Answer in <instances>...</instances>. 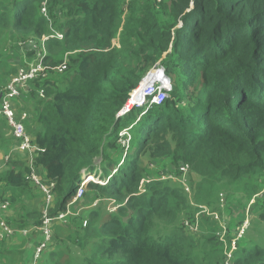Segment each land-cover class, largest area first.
<instances>
[{"label": "trees", "instance_id": "obj_1", "mask_svg": "<svg viewBox=\"0 0 264 264\" xmlns=\"http://www.w3.org/2000/svg\"><path fill=\"white\" fill-rule=\"evenodd\" d=\"M41 1L0 0V28L41 39L51 33L52 22L64 40H47L46 47L63 48L71 55L65 89L59 90L50 75L35 82L22 99L32 106L27 131L40 150L35 158L37 173L55 183L53 200L56 196L62 210L83 176L101 174L110 178L109 183L89 186L98 194L126 200L118 213L132 212L126 220L111 216L100 222L104 237L79 264H216L213 253L196 251L187 228L154 237L155 219H171L185 206L184 222L193 221V206L183 185L172 180L168 182L177 187L152 184V193L139 195L141 181L156 169L149 164L142 168L139 158L143 149L149 161L162 150L172 165L191 167L204 178H221L222 173L234 180L249 175L260 182L254 174L264 173V0H132L125 18L119 0H51L49 19L38 14ZM117 38L120 48L114 45ZM60 56L55 52L46 61L55 67L63 63ZM159 62L173 86L168 99L161 106L136 107L119 117L132 91ZM42 89L44 98L39 94ZM122 120L128 122L124 128L134 125L131 147L114 161V155L124 150L118 141ZM11 139H5L3 147L11 150L10 145H16ZM95 158L102 159L101 173ZM26 165L14 162L2 177L3 194L12 193L6 213L12 219L20 206L18 193L27 186ZM52 213L58 212L51 210L49 216ZM9 217V225L17 230L43 226V217L30 227L16 226L26 225V216L16 225ZM259 220L264 231V216ZM53 224H49L52 234ZM258 228L251 221L236 246L253 231V248H241V255L231 257L229 264H264ZM72 234L73 244L84 249L83 235L78 230ZM43 240L42 232L32 231L28 237L17 234L15 240L0 243V264H6L5 251L14 249L9 242ZM54 252L47 247L38 264H46ZM21 256L20 264H31L30 252ZM227 262L226 255L223 264Z\"/></svg>", "mask_w": 264, "mask_h": 264}, {"label": "rangeland", "instance_id": "obj_2", "mask_svg": "<svg viewBox=\"0 0 264 264\" xmlns=\"http://www.w3.org/2000/svg\"><path fill=\"white\" fill-rule=\"evenodd\" d=\"M131 1L132 0H119L118 2L123 10V18L126 17L128 3ZM38 14L40 16V11H38ZM119 38L114 41L116 46L120 44ZM17 41L26 45H28L29 42H33L34 44H37L38 49L41 50L45 47L46 58L49 55L54 56L55 52H57L61 55L58 58V61L62 60L66 63L70 62L69 56L71 55H69V52L63 48L54 47L50 50L46 47V45H42L41 39L36 36L23 37L12 30L0 28V92L6 88L12 77L17 74L18 65L20 64V67L24 68L26 67L25 63L29 62L31 59L30 55H22L18 52V49L16 48ZM34 54L35 53L33 52L32 55ZM49 65L50 62L47 63L45 60V66L48 67ZM66 72L59 73L54 70L48 72L57 81L56 85H58L57 87L59 90H63L67 87L66 81L70 79L71 71ZM15 107L17 108L16 110L19 111V107ZM30 115L32 116V114ZM127 123L128 122L126 120H122L120 123L122 128L119 130L118 141L120 145H123L124 150L119 151L117 155H114V161L124 157L130 150L131 145L128 146L127 144L129 143L128 139L131 137V127L124 128ZM35 129L36 127H34V124L32 123L31 130L33 133L35 132ZM136 132L137 127L134 128L133 135H135ZM11 138L12 133L7 122L4 119H0L1 191H3L2 177L12 163L16 162L26 165L27 163L24 162V160H28V167L30 163L28 155L25 157L19 156L18 151H16V146H11ZM5 139H11V150H9L10 148L8 149V147H3ZM141 151L142 153L139 158L141 167L146 168V165L149 164L151 169H156L153 172H150L152 175L150 178L146 181H141L139 185V195L148 196L152 193V190L150 189V185L152 184H157V186L165 185L167 187H177L179 182L183 185L185 192L188 194V201L189 203L191 202L190 204L193 206L190 207V214L193 215V221L184 222L187 216L183 210L186 208L185 206L182 207V209H179L176 215L171 219H155L152 232L154 237L163 235L168 231L170 233H174L175 231H184L187 228L188 230L186 231L188 232V237L192 238L197 243L196 246L198 250L196 251H199L204 255L205 251L213 253V258L215 259L214 263L216 264H223L227 255L228 262L226 264H229V261L231 260L229 258L230 255H232V258L234 256L236 259L241 255V248H253L251 246L253 231H248L245 239L240 240V242L238 241V243H240L239 247L236 246V243H233L235 240L234 237L242 224L241 221L244 220L245 222L243 226L246 227V229L249 227L251 221L252 225H259V228L257 229V236L258 240L264 245V231L262 225L259 224L260 215L264 216L263 172L254 174L259 177L260 182L258 183L255 181L254 177L249 175L246 177L243 176L238 180H234L231 174L224 176L221 172H219L221 173V175H219L221 178H215V176L213 178H204L195 174V171L191 167L188 168L187 171L183 172L181 167L179 168L180 164L172 165V162L169 161L165 155L166 152H163L162 150L160 151L159 156L152 158L151 161H149L148 156L143 155L144 149ZM101 161V158H95L94 160V165L98 166L97 173H101V167H99ZM34 167H36L35 163ZM107 168L110 169L109 166H107ZM170 169H172V173L170 172ZM178 171L182 174L180 179L177 178ZM40 173L43 177L42 174H44V171L42 168H40ZM166 175L171 176L170 180H172L177 186L172 182H168V180H166ZM105 179L107 180L106 182ZM37 180L40 182L38 176ZM101 181L102 183H105L104 185H106L109 183L110 178L107 179L101 177ZM30 182L31 181L29 180L27 181L24 195L18 199L20 206L15 207L14 210L16 219L8 217L10 221L14 220L13 223L16 225L20 222L23 223L20 219L26 216L28 219L27 224H20L16 226L30 227L40 221L42 217L44 218L45 211H47V214H50L51 210H54L55 213L56 211L58 212L54 215L52 213L53 217L50 216L52 218L51 221L54 224L52 226V246L51 248L48 246V250L52 249L55 250V252L47 258L46 264H79L97 249V242L104 237V235L100 232L101 223L107 221L111 216H117L121 220H126L127 216L132 213H118L120 203L123 202L122 205L125 206L127 201L123 200L121 197L117 198L114 195H107L106 193L98 194L94 189H92L94 187L91 186L85 188V195L82 199H78L76 201L74 200V197H72L67 201L62 210L56 196L54 200L51 199V203H49L48 194L44 191V189H40L38 186L35 188ZM51 193L53 195V192ZM4 195L7 196L8 199L12 197L7 193ZM75 230H78L86 240V247L82 250H79L73 244V238L71 237L73 235L72 231ZM39 231L40 230L36 229V232ZM78 239H80V237H78ZM5 240L6 239H0V243L5 242ZM38 243L39 242L29 243L26 241L11 242L14 249L19 250L16 252L5 251L3 261L6 264H10V261L14 259L16 264H20L22 261L21 255L24 251L25 253L30 252L32 254V257L30 256L32 264L35 255L34 250Z\"/></svg>", "mask_w": 264, "mask_h": 264}, {"label": "built area", "instance_id": "obj_3", "mask_svg": "<svg viewBox=\"0 0 264 264\" xmlns=\"http://www.w3.org/2000/svg\"><path fill=\"white\" fill-rule=\"evenodd\" d=\"M50 2L51 0H42L40 5V14L46 19H49L48 7ZM50 31L51 33L49 35L42 36V45H45V42L48 39H54L57 41H62L64 39V34L56 31L52 22L50 23ZM16 47L21 50L23 54L25 51H32L31 53L33 54L34 52L35 54L32 55L33 58L27 62L26 67L18 68L17 74L12 77L6 88L0 92V117L5 118L8 122L12 137L16 143V151H18V153L28 154L30 158L29 179L31 183L35 187L38 186L40 189L43 188L48 194V202L51 203V199H53L51 192H54L56 186L54 182L43 180L37 173L36 167H34L35 158L37 156L36 152H39L40 150L37 145H35L31 134L27 131V125L31 119L30 112L28 113V111L23 108V105L19 107V111L16 110L17 108L14 105V101L16 103L18 100H21L20 104L23 103L22 99H24L27 94L32 91V86L35 82L49 79L50 74L48 72L51 70L63 73L67 71L68 66L66 62H63L56 67L45 66L46 49L45 47H43L42 50L38 49L37 44H34L33 42H29V44L26 45L17 41ZM171 91L172 85L167 79L165 68L159 62L151 69L148 76L140 84V86L131 94L130 100L120 115L122 116L129 112L132 108L136 107L146 106L148 108H153L155 106H161L168 99ZM39 94L42 98H44L45 90H40ZM130 140L131 139L129 138V143ZM129 143L127 144L128 146ZM188 168V166H181V170L183 172L187 171ZM37 176L39 177L40 182L37 180ZM170 179L171 176L166 175V180ZM91 182L99 185L105 184L102 183L100 176H86L78 186L74 200L77 201L78 199L83 198L85 195V188ZM10 208V201L1 195L0 189V239L11 240L16 238L17 234L23 237H28L32 231H36V229L40 230L39 232H42L44 240L35 247V255L32 262V264H38L42 253L47 249L48 244L52 241L53 234L49 228L52 218L49 214H47V211H45L43 226L36 227L32 230H16L12 228L6 220V213L10 210ZM241 230L239 231L237 239L234 240L233 243H236V241L244 235L246 227L242 226ZM231 257L232 255H230L229 258L231 259Z\"/></svg>", "mask_w": 264, "mask_h": 264}, {"label": "clouds", "instance_id": "obj_4", "mask_svg": "<svg viewBox=\"0 0 264 264\" xmlns=\"http://www.w3.org/2000/svg\"><path fill=\"white\" fill-rule=\"evenodd\" d=\"M159 1H160V0H159ZM40 5H41V3H40ZM41 16H42V15H41ZM49 25H50V24H49ZM47 35H49V34H47ZM47 35H46V36H47ZM43 36H44V35H43ZM41 38H42V37H41ZM48 40H54V39H48ZM63 40H64V39H63ZM63 40H62V41H63ZM56 41H57V40H56ZM45 45H46V42H45ZM114 45H115V44H114ZM115 46H116V45H115ZM116 47H117V48H120V44H118ZM31 59H32V56H31ZM31 59H30V60H31ZM59 65H60V64H59ZM49 66H50V65H49ZM56 66H58V65H56ZM56 66H55V67H56ZM51 67H52V66H51ZM68 69H69V67H68ZM17 72H18V69H17ZM165 73H166V70H165ZM148 74H149V73H148ZM147 76H148V75H147ZM147 76H146V77H147ZM166 76H167V74H166ZM49 77H50V76H49ZM167 79L169 80L168 76H167ZM144 80H145V79H144ZM144 80H143V81H144ZM143 81H142V82H143ZM169 82L171 83L170 80H169ZM171 85H172V83H171ZM139 86H140V85H139ZM139 86H138V87H139ZM138 87H137V88H138ZM137 88H136V89H137ZM136 89H135V90H136ZM135 90H134V91H135ZM172 90H173V86H172ZM134 91H132V93H133ZM171 92H172V91H171ZM171 92H170V93H171ZM132 93H131V94H132ZM131 94H130V96H129L128 101L130 100ZM127 103H128V102H127ZM125 106H126V105H125ZM141 107H143V106H141ZM144 107H146V106H144ZM124 109H125V107L119 112V115H118L119 117H123V116H125V115L128 113V112H127L126 114H124V115L121 116L120 113H121ZM132 109H133V108H132ZM132 109H131V110H132ZM132 126H134V125H131V126H130V127H131L130 129H132ZM33 139H34V138H33ZM129 144H130V143H129ZM18 154H19V156H24V157H25L26 155H28V154H23V153H18ZM24 162H26L27 165H28L27 160H24ZM29 175H30V173H29ZM93 175H95V174H93ZM93 175H85V176H83V179H84L86 176H93ZM99 176L102 177L101 174H100ZM28 180H30V179H29V176H28ZM82 181H83V180H82ZM105 182H106V179H105ZM30 183H31V182H30ZM90 184H96V183H92V182H91ZM90 184H88V186H89ZM96 185H99V184H96ZM88 186H87V187H88ZM77 189H78V188H77ZM76 191H77V190H76ZM1 195H2L4 198H6L7 200H9L8 197L5 196V195L3 194V191H1ZM73 197H75V195H74ZM7 218H8V216L6 215V220H7ZM7 222H8V221H7ZM8 224H9V223H8ZM12 228H13V227H12ZM32 229H34V228H30L29 230H32ZM16 230H17V229H16ZM12 240H15V238H14V239H11V240H5V241H12ZM39 243H40V242H39ZM39 243H38V244H39ZM38 244H37V245H38ZM37 245H36V246H37Z\"/></svg>", "mask_w": 264, "mask_h": 264}, {"label": "crops", "instance_id": "obj_5", "mask_svg": "<svg viewBox=\"0 0 264 264\" xmlns=\"http://www.w3.org/2000/svg\"><path fill=\"white\" fill-rule=\"evenodd\" d=\"M16 48H17V47H16ZM17 49H18V48H17ZM18 52H19L20 54H22V55H26V54H28V55L32 56V53L29 52V51H25V53L23 54V53L21 52V50L18 49ZM22 58H24V57H22ZM25 65H27V62L25 63ZM18 68H20V64L18 65ZM20 102H21V100H18V101L15 103V106L20 107V106L22 105V103L20 104ZM23 108H24L25 110H27L28 113H29V111H31L30 103L27 102V101H24V102H23ZM23 190H25V189H23ZM24 192H25V191H20V192L18 193V199H19V197H20L21 195H24ZM7 194L12 195L11 192H7ZM23 214H24V213H23ZM9 244H11V243L9 242ZM17 250H18V249H8L7 252H16Z\"/></svg>", "mask_w": 264, "mask_h": 264}]
</instances>
